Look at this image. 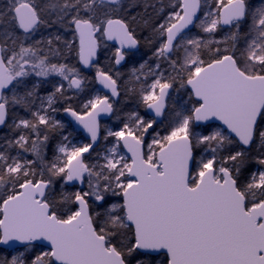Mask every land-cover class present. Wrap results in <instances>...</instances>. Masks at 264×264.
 Returning a JSON list of instances; mask_svg holds the SVG:
<instances>
[{
    "label": "snow or ice",
    "instance_id": "snow-or-ice-1",
    "mask_svg": "<svg viewBox=\"0 0 264 264\" xmlns=\"http://www.w3.org/2000/svg\"><path fill=\"white\" fill-rule=\"evenodd\" d=\"M98 5L108 11L98 14ZM169 6L152 29L155 65L131 70L138 82L143 76L138 104L154 115L125 113L123 126L103 136L114 142L99 149L98 118L118 111L109 96L96 95L79 112L63 108L90 139L71 143L50 113L60 99L71 100L67 91L83 89L84 78L41 55L45 41H26L50 27L45 15L54 14L52 23L74 26L85 68L101 37L119 45L120 65L123 50L139 43L127 22L110 15L122 0H7L0 7V132L7 129L0 135V264H264V0ZM193 28L205 35H189ZM32 75H58L67 88L59 83L41 97ZM96 80L120 95L108 72L97 68ZM177 82L190 89L188 100L161 134L154 125ZM53 133L61 136L54 145Z\"/></svg>",
    "mask_w": 264,
    "mask_h": 264
},
{
    "label": "trees",
    "instance_id": "trees-1",
    "mask_svg": "<svg viewBox=\"0 0 264 264\" xmlns=\"http://www.w3.org/2000/svg\"><path fill=\"white\" fill-rule=\"evenodd\" d=\"M37 2L43 3L44 0H37ZM250 3L258 6L260 5L261 0H250ZM6 4L7 0H0V7H5ZM146 4L148 5L147 7H145ZM169 4L170 0H122V8L118 12L110 13L112 18L123 19L125 22H127L139 42L136 51L125 52V60L119 66L115 64L114 54L116 48L112 45H109L105 41V39L101 37L98 41V59L95 66L92 67L89 71L84 70L80 66L78 61L74 27L67 26L66 22L63 26H61L59 23H52V21L56 19V16L54 14L49 15L48 18L49 24L51 25L50 27H44L42 29V26L37 31V35L35 37L26 41V44H32V42L36 40L45 41L40 46L43 49L41 55L47 54L50 63H65L69 67L76 68L79 71L80 76L84 78L83 89L81 91H67L65 95L70 96L71 100L65 101L63 99H60L55 105L58 111L55 113H50L53 119L59 120L64 125V128L58 131L62 132L63 135H67L70 142L73 141L72 143L74 144L87 143V141L65 120V118L63 117V108L71 104V106L78 112L82 111V105L87 100L92 99L94 97V93L99 92L94 77L97 68L102 71L108 72L114 78H116L120 91L119 99L113 102L114 107L118 111L113 113L111 118L102 121L103 136L105 135V128L109 124L113 125L116 129L122 127L124 114L131 110H138L140 115L145 116V118H151L148 115L147 109L142 104H138L139 90L141 88L143 76H141V81L138 82L132 75L131 70L133 67L138 68L139 65L145 61H147L151 66L155 65L156 60L153 57V53L155 52L156 48L159 47V41L157 39H154L152 29L157 24L162 22L165 16H167L168 12L171 10ZM161 7H164V11L162 13L158 11ZM107 11V7L98 5V14H102ZM133 17H135V19H133ZM145 21H147L148 23L146 24ZM17 32L19 34V30H17ZM197 34L201 36L205 35L196 28H193L191 33H189V35L192 36H195ZM57 35L60 37L59 41L55 39V36ZM223 35V31H218L215 34V37L219 39ZM0 38L2 39V37ZM48 38L53 39V44L51 46L47 45L46 43ZM68 42H71V50H69L68 48ZM56 50L59 51V55L54 54ZM180 55L182 56L183 53L181 52ZM172 58L176 59L177 56L174 54ZM204 58L206 59L207 56L205 55ZM162 68L168 70L166 74L171 72V69L169 68L167 62L162 61ZM28 81L29 83H35L37 81L40 82V87L37 91L39 96L41 97L46 96L47 94L54 91V86L61 82L60 77L58 76L38 78L34 75L30 76L28 78ZM150 82L151 80L149 79L148 83ZM177 89H179V91H177ZM189 92V89H180L178 82L171 90V95L168 98L167 102L168 106L164 112V115L162 116L161 120L156 125H154L156 129L161 131V134H166L167 126L171 121L174 112L176 110H180L184 106L185 101L188 100ZM37 104H39V100L37 101ZM20 115L27 116L28 114L23 110H20ZM118 116L120 117V119H117ZM6 132L7 129H4V132H0V135L5 134ZM151 138V135H149L146 140L150 142ZM60 139L61 136L58 133H53L51 143L54 145ZM202 151L203 149L196 150L197 157L200 156ZM13 154H15L14 150ZM87 155L85 156L87 157ZM93 155H95V153H93ZM49 158H51V151H49ZM5 253L6 250L0 248V255H3Z\"/></svg>",
    "mask_w": 264,
    "mask_h": 264
},
{
    "label": "water",
    "instance_id": "water-1",
    "mask_svg": "<svg viewBox=\"0 0 264 264\" xmlns=\"http://www.w3.org/2000/svg\"><path fill=\"white\" fill-rule=\"evenodd\" d=\"M105 40H106V39H105ZM106 42L109 43L110 45H113L115 48L119 47V45H118L115 41H108V40H106ZM137 47H138V45H137ZM137 47H136L135 49H127V48H126V49H124L123 51H124V52H133V51H135V50L137 49ZM97 57H98V49H97V55H96V57L94 58V60L92 61V66H91V67H93V66L95 65V63H96V61H97ZM122 62H123V61H122ZM80 64H81V62H80ZM81 66H82L83 68H85L83 64H81ZM118 66H119V65H118ZM91 67H88V68H85V69H89V68H91ZM95 81H96V84H97L98 89L103 93V95H108L109 98H110V100H113V101H116V100L119 99V96H120V95H119L118 97H112V96H111V92H110L109 90H107V89H104L103 86L97 82V80H96V74H95ZM189 90H190V89H189ZM170 92H171V90H170ZM148 114H149L150 117L154 115V113H150L149 110H148ZM112 115H113V114L109 115V114H104V113H102V114L100 115V117L98 118V119H99V122H100V126H101V121H102V120H104V119H108V118H110ZM63 116H64V118H65V119L71 124V126H72L76 131H78L79 133H81V135H82V136H83L88 142H90V139L87 137V134L83 131L82 128H80L79 125L76 124V122L73 120V118H72L71 116H69V115H68L67 113H65V112H63ZM161 118H162V117L157 118L158 121H160ZM101 139H102V130H101ZM100 142H101V140H100ZM98 146H99V145H98ZM98 146H97V147H98ZM122 149H123V148H122ZM123 151H125V150H123ZM128 155H129V157H130V154H128ZM0 247L3 248L4 250H6V246H0Z\"/></svg>",
    "mask_w": 264,
    "mask_h": 264
},
{
    "label": "rangeland",
    "instance_id": "rangeland-1",
    "mask_svg": "<svg viewBox=\"0 0 264 264\" xmlns=\"http://www.w3.org/2000/svg\"><path fill=\"white\" fill-rule=\"evenodd\" d=\"M259 6V5H258ZM45 18L46 19H48L49 18V15H45ZM76 43H77V45H78V37L76 36ZM50 76H58V75H50ZM59 77V76H58ZM61 78V77H60ZM64 82H66L67 83V81H64ZM96 95H100V96H103L102 95V93L101 92H98V93H94V97L96 96ZM93 97V98H94ZM108 129H111V130H119V129H116L113 125H111V124H109L106 128H105V135H106V130H108ZM114 137H109L108 138V141L107 142H105L104 140H103V142H101L102 143V145L100 146V147H102V146H104L106 143L107 144H110V143H112V142H114ZM73 141H71V143H72ZM74 144V143H73ZM99 147V148H100ZM121 150L123 151V149L121 148Z\"/></svg>",
    "mask_w": 264,
    "mask_h": 264
},
{
    "label": "flooded vegetation",
    "instance_id": "flooded-vegetation-1",
    "mask_svg": "<svg viewBox=\"0 0 264 264\" xmlns=\"http://www.w3.org/2000/svg\"><path fill=\"white\" fill-rule=\"evenodd\" d=\"M61 25V24H60ZM61 26H63V25H61ZM74 27V26H73ZM44 28V26L42 27V29ZM55 28H58V27H55ZM42 29H41V31H42ZM37 35V32L36 33H34V34H32V37H31V39L33 38V37H35ZM76 42V41H75ZM32 43H34V42H32ZM76 45H77V43H76ZM78 52H79V40H78V45H77V55H78ZM78 61H79V64H80V60H79V55H78ZM80 66H81V64H80ZM82 67V66H81ZM83 68V67H82ZM92 68V67H91ZM91 68H89V69H85V68H83L84 70H90ZM94 77H95V74H94ZM60 83H63L64 84V86L67 88V83L66 82H64L61 78H60ZM76 91V90H75Z\"/></svg>",
    "mask_w": 264,
    "mask_h": 264
}]
</instances>
